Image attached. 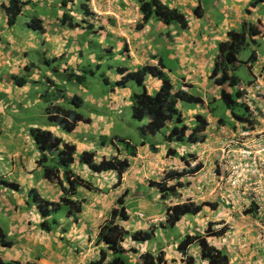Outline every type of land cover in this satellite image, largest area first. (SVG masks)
Returning <instances> with one entry per match:
<instances>
[{"label":"crops","instance_id":"crops-1","mask_svg":"<svg viewBox=\"0 0 264 264\" xmlns=\"http://www.w3.org/2000/svg\"><path fill=\"white\" fill-rule=\"evenodd\" d=\"M23 1L28 2V5L24 7L17 21L19 23L20 20H24L23 28L20 27L16 33L18 23L13 27L9 26L8 16L3 8L8 6L9 0H0V166L3 177L6 178L5 181L20 186V190L17 192L0 186L2 189L0 192V228L14 242V246L11 248H0V256L4 261L22 264H93L98 260L100 253V247H97L95 243L98 232L107 222L115 205H106L107 196L105 193L101 194L99 190L90 192L81 189L84 191L82 197L86 200L82 213L68 218L70 224L68 231L66 226H63L64 219H61L58 228L49 235L52 237H48V240L45 238L44 233L47 232L39 229L41 217L38 210L35 206L28 205L29 191L34 189L42 198L51 202H58L62 192L56 185L43 178L41 168L37 166L40 155L29 134V129L41 126L26 121L22 116L32 110L34 106L45 102L41 96L44 88L40 87V84L32 85L30 83L25 87H17L13 77L29 79L31 82L44 81L43 77L45 79L51 77L56 82H60L59 78L52 73L55 66H60L59 71L61 72L66 69H74L79 75L86 71H94L96 67L100 69L108 65L107 60L112 58L122 59L124 66L121 68H127L129 71H137L144 66H159L161 63L165 67L164 73L170 78L175 90L179 89L177 88L179 83L182 84L181 87L188 85L189 89L197 87L196 93L199 94L203 104L197 105L196 109L189 110L187 115L182 113L186 124L191 128L194 127L196 115H204L207 119L209 126L203 135L208 136L209 139H206L207 143L197 144L193 149L198 150V160L209 158L211 170H208L207 173H217L214 171L217 155L214 154L213 149L217 148L221 136L218 129H212V124L218 125L222 119L213 116V114L210 116L205 114L207 110L209 111L211 104H218L221 100L222 88L216 86L210 76L215 67L219 45L228 40L229 32L239 31L246 22L257 25L262 31L259 36L255 37L256 44L252 46L254 47L252 50L257 52V61L248 65L252 81L255 77L264 74V51L255 49L258 45V38L264 42V13H261L264 3L253 8L251 7L252 0H164L167 7L177 9L187 17L189 27L183 30L178 24L166 25L155 20L150 21L143 28L137 29L132 23V19L142 16L139 0H73L74 2L66 7L61 5L60 0ZM198 8L203 11L200 18L195 16V10ZM94 11H97L98 14H95ZM64 15L71 16L72 21L80 23V26L71 29L67 24H63L61 19ZM32 20L41 23L42 32L28 28V23ZM161 47L170 51L167 57L171 60H178L179 65L176 68L165 63V59L160 56L159 49ZM34 53L42 55L44 69H41L34 61ZM52 59H57L58 62L54 63L52 68H47L46 60ZM113 69L109 66L110 83L121 78L116 72L112 75ZM146 85L148 92L153 94L160 88L161 83L159 79L148 76ZM99 86L100 84L97 87ZM210 86H214V88L211 90ZM110 89H105L106 92L99 91L100 94L96 95L88 90L87 85L68 84L67 98L70 99L75 95L82 98L83 105L77 112L81 114V111H85L87 115H82L90 118L91 123L81 122L71 133H66L55 124L49 123L47 128L41 127L52 131L64 141L76 145L77 155L73 168L79 174L83 170L90 172L89 168L86 166L82 168L79 164V155L83 151H93L92 149L98 142L101 143L99 138L112 137L115 127L121 121L123 110L132 107L130 99L133 91L129 85L126 89L115 88L112 91ZM56 103L70 108L68 100L59 99ZM45 105L47 107V102ZM228 114L233 121V126L229 127L233 128V131H240L243 124L234 122L230 110ZM187 117L190 120H187ZM225 125L227 126V124ZM239 126L241 129H236ZM257 141L261 142L260 147H264V135ZM101 144L102 149L98 150L97 153L100 156L97 159H101L102 156L108 158L113 156L115 152L110 146L106 147V143L103 142ZM150 145L149 143L146 146L138 147L137 156L129 160L131 167L124 175L123 183L119 188L110 190L115 193L114 201L122 194L121 192L125 190L126 186H135L141 182V175L137 173H141L144 167L146 170L149 169V172H163L161 174L163 176L173 165L180 166L179 163L172 162V160L180 161L175 157H169L166 152L170 145L173 147L176 146V143L164 142L155 146L156 149H159L157 154L152 152ZM190 146L179 145L182 149H177L178 153L184 155L182 150H186ZM117 151L120 158H129L121 150ZM148 152L152 155L149 156V159L154 160L153 164L147 160ZM229 153L233 155L232 148ZM260 158L264 161L262 155ZM230 159L235 160L233 156H230ZM10 163L11 165H9ZM5 172L6 174H4ZM134 173L137 179H131L133 184L126 183L129 182L128 177ZM212 176H215L216 182L211 188L215 189L218 180L216 175ZM260 177L264 181V170L261 171ZM219 184L221 185V182ZM146 186L148 185L146 184ZM223 186V192L231 195L225 198L227 204L231 199L237 200L239 193H243L244 198L249 196L246 191L242 190L246 188L245 183L232 181L231 187L224 183ZM221 202L223 205H219L220 211L212 210L213 213L210 215L220 218L230 215V218H235L234 209L243 208L241 212H244L246 206L224 205V201ZM140 206L145 208V205ZM164 206L165 214L152 215L147 219L146 217L135 219L134 226L129 225L132 216L128 210L130 221L126 225V229L133 233L139 230L146 231L151 226L158 227L157 223L163 221L166 215L168 205ZM261 208L258 210V212L262 210L259 214L260 217L247 216L244 213L243 216L260 222L264 218V200ZM204 212L205 208L201 214L195 216L194 228L205 226L204 221L200 219ZM208 218L209 222L213 221L210 217ZM228 222L230 221L226 220V224H229ZM150 242L133 243L127 238L124 247L126 249L136 248L139 251V254L130 253L127 255L128 263L139 264V255L145 252L158 254L163 251L166 254L167 262L165 264H182L185 259L179 253L171 254V248H169L171 251L168 252L164 249L165 246L162 248L152 247ZM177 247L178 245L175 249ZM194 248L197 250V254H200L198 248ZM193 257L195 260L199 258L196 255Z\"/></svg>","mask_w":264,"mask_h":264},{"label":"trees","instance_id":"trees-1","mask_svg":"<svg viewBox=\"0 0 264 264\" xmlns=\"http://www.w3.org/2000/svg\"><path fill=\"white\" fill-rule=\"evenodd\" d=\"M61 5L66 7L68 4L73 3V0H60ZM264 0H252L251 7L256 8L263 4ZM28 2L23 0H9L8 6H4V11L8 16L9 26L13 27L17 24L24 7ZM140 13L143 16L142 24L138 28H143L150 21H159L163 24L170 25L172 23L178 24L183 30L188 29L189 21L187 17L178 11L166 6L164 0H139ZM91 15V14H90ZM89 15V16H90ZM203 11L198 8L195 10V16L201 17ZM63 24H67L71 29L80 26V23L72 21V17L64 15L61 19ZM88 24V23H86ZM89 26V25H87ZM28 28L33 31H43V26L37 20H32L28 24ZM261 29L250 23H245L239 31H231L228 33V40L219 45L218 55L215 61V67L210 76L214 84L221 89V100L228 106L233 120L235 123L245 124V127L250 121L248 115V107L243 104L244 113L237 114L234 112L236 104L234 96L240 98L241 93L238 87L241 85V79L235 74L240 61L238 55L246 47H251L256 44L255 37L261 34ZM257 61V52L252 50L251 56L245 63L247 66ZM58 62L57 59L46 60V67L52 68L53 64ZM252 66V65H251ZM60 66H55L52 73L55 74L60 82H56L51 77L44 81L25 80L24 78L13 77L14 84L17 87H25L28 83L40 84L42 88L41 96L45 99L48 106L46 115L51 124L60 127L66 133H71L76 130L79 123L90 124L91 119L84 117L78 113L77 110L83 105L82 98L73 96L68 99L66 95V88L68 84L75 83L83 86L87 85L88 77L81 76L76 73L74 69H66L59 71ZM109 68V67H108ZM251 68V67H250ZM95 69H99L96 67ZM165 67L160 63L159 66H144L137 71H129L127 68H119L116 72L121 76L120 80L116 82H109L110 76H101L103 85H108L110 91L115 88L126 89L130 83H135L140 89L139 93L133 92L131 95V111L132 118L138 121L147 120V123L140 127L141 132L146 136H157L167 127H173L170 132L164 136L167 143H186L196 144L203 142L206 136L203 135L207 130V119L202 115L196 116L194 128H189L186 124L183 113L178 109L180 102L188 104L202 105L200 97H194L180 89L175 90L170 78L164 73ZM96 72L91 71L93 79L100 80L96 77ZM151 76L159 79L161 86L156 93L150 94L146 85V78ZM65 82L64 84L62 82ZM227 88L236 89L237 93L232 94L227 91ZM109 90V89H107ZM109 91V92H110ZM59 99L68 100L70 108L65 105L56 103ZM224 124L223 120H220ZM29 134L34 141L39 152V159L37 160L38 168H41L42 175L45 180L51 184L56 185L62 192L58 202H51L42 198L39 193L32 189L29 191L28 205L35 206L41 217L39 229L51 233L58 228L60 222L55 217L58 212L66 206L69 208L66 217L70 218L81 214L85 201L78 200L76 195L79 189L93 191L95 188L87 180L83 179L79 173L73 168L76 160L77 148L73 143L66 142L59 138L49 130L40 127H32L29 129ZM106 141L107 137H103ZM115 140V139H114ZM112 140V142H114ZM126 144L127 154L130 157H135L137 154V147L133 146L131 142L119 139ZM105 143V141H103ZM153 152L159 150L150 143ZM145 143H142V146ZM167 155L169 157L180 158V160L189 166L188 157L181 156L175 149L170 148ZM79 164H84L96 174L106 172H116L118 175V183H122L123 175L129 170L130 163L128 159H121L119 155L111 156L110 158L104 157L100 163H96V154L92 151H84L79 155ZM202 168L201 163L197 164L192 169H184L182 171L168 170L164 178L159 181H150L149 187L156 189L159 193L161 201L167 202L170 200H180L184 188L188 187L190 181H185L188 175H194L200 172ZM184 180V181H183ZM0 185L12 191H19L20 186L13 182L5 181L0 177ZM128 197V190H125L121 196L117 198L114 203V208L109 214L107 222L100 228L96 246L100 247L99 258L93 264H130L126 261L128 254H139L136 248L126 249L124 243L128 237L135 243H146L153 240L157 228H166L167 226L176 227L183 218L188 215L197 216L203 212L205 207L212 210H219V205H223L221 201L218 203H194L187 201L184 203H177L166 207V219L164 223L158 227L151 226L150 229L143 231H135L130 233L126 229V225L130 221V214L126 208V198ZM224 205H228L224 201ZM258 205H250L244 210L245 215L257 217L259 216L257 207ZM209 222L207 229L203 234L186 235L185 239L178 245L177 250L183 253L185 259L182 264H195L196 260L190 256V248L197 247L200 252V259L207 261L209 264H229L230 257L225 249L215 247L210 240L212 238L224 237L227 233L228 227L224 221ZM221 226L216 229V226ZM14 242L9 239L6 233L0 228V248H11ZM187 255V256H186ZM166 254L160 251L158 254L151 252L141 253L139 255V264H165ZM0 264H22L20 262H7L0 256Z\"/></svg>","mask_w":264,"mask_h":264},{"label":"rangeland","instance_id":"rangeland-1","mask_svg":"<svg viewBox=\"0 0 264 264\" xmlns=\"http://www.w3.org/2000/svg\"><path fill=\"white\" fill-rule=\"evenodd\" d=\"M261 13H264V8H262ZM23 21L24 20H20L19 23L17 22L18 26L16 27L17 28L16 33H18V29L20 27L23 28ZM250 24H252V23H250ZM36 36L39 37L38 34H36ZM150 36H152V35H150ZM252 48H254V47H252V46L246 47L243 50H241V52L238 55V60L240 61V64L238 65L237 70L235 71V74H237V76L241 79V82L243 85H247L250 81H252V75L248 70V66L245 64L251 56ZM255 49L258 51H261V52L264 51V42L261 40V38H258V45L256 46ZM159 51H160V56L165 59V63L167 65H170L174 68H176V66L179 65L178 60H171V58L167 57V54L169 55L170 51L166 50L164 47H161L159 49ZM33 59L41 69H44V59L40 53H34ZM107 61L109 62L108 65H106V66H104L98 70L97 69L94 70V72L97 73L96 77L100 80V86L99 87H97L99 85V81L97 79L92 78L90 71H86L85 73L79 74L81 76L88 77L87 87L91 93L99 95L100 94L99 91L101 92L103 90L104 92H106L105 89H109L108 85H106V84L103 85V81L100 79L102 75L109 77V75H110L109 68H108L109 66L114 68L113 69L114 72L112 71V75L116 74L115 72H117L118 69L121 68V66H124L122 59L118 60L117 58H115V59L112 58L111 60H107ZM114 81L115 80H113V82ZM181 85L182 84L179 83L177 88L180 89ZM130 87H131V90L133 92H135V93L140 92V89L136 86L135 83H133V82L130 83ZM196 88L197 87H194V89H190L189 94L194 96V97H199V94L196 93L197 92ZM213 88H214V86H210L211 90ZM227 91H229L230 93L235 94V95L237 93L236 89L230 90L229 88H227ZM154 93H156V91ZM220 94H221V92H220ZM234 98L236 101V104L234 106V112L237 114L244 113L245 111H244L243 102H242L243 100L241 98L236 97V96H234ZM45 102L39 104L38 106H34V108L32 110L24 113L22 115L23 118L28 122H34L41 127L47 128L49 125V121H48V117H47L46 111H45V108H46ZM259 105L261 108L263 107V103L260 102ZM209 106H210V103H209ZM197 107H198L197 104H188L185 102H180L178 109L181 112H183L185 115H187L189 110L196 109ZM228 111H229L228 106L222 100H220L218 104H216V103L211 104L210 109H209L210 113L207 110L205 115L210 116V114H213V116H215L217 118H221L222 120H224L227 125L233 126V121L231 119V116H229ZM81 112H82L81 114L87 115L85 113V111H81ZM256 119H257V117H256ZM187 120H190V118L187 117ZM146 123H147V120L138 121V120H135L134 118H132L131 107L129 109H124L122 116H121V121L115 127V130L113 131L114 133L111 135L112 137H108L107 141L103 137L99 138V140L101 141V143L103 141H105L106 147L110 146V148L115 152L113 154V156H114V155L118 154L117 153L118 149L121 150V152H123V153H125L127 151L126 144L124 142L120 141L119 139H121V140L125 139L126 141L131 142L133 146H141L142 143H148V144L152 143L154 146H158L159 144L164 143V141H165L164 136H166L170 132V130L173 128L171 126L167 127L161 133H159L157 136H149V135L146 136L140 130V127L145 125ZM79 137H81V136H79ZM116 137L119 139H116L115 143H112V138H116ZM101 143L98 142L96 147L94 149H92L93 152H96L97 157L100 156V154L97 152L99 149H102ZM113 144H114V146H113ZM185 145H187V144L185 143ZM171 147H172V145H170V148ZM173 147H175V146H173ZM182 151H184V150H182ZM177 152H178V150H177ZM104 155L109 156V154H107V153H104ZM147 155L152 156L149 154V152ZM205 159H206L205 166L198 174H196V175L192 174V175L187 176L186 181H190V184L188 186L189 188H188L187 192H184L185 195L180 202H186V201L192 200L197 204H200V203H218L221 198L222 199L224 198L225 193L222 192L221 188L223 187V182L224 183L230 182V184H231L230 180L234 177V172L232 173L233 162H231V163L230 162L227 163L226 161L222 162V165H220L221 169H218V171L220 170V172H218V173H211L210 172V174H208L207 173L208 170L211 169L210 164H209L210 160L208 157ZM100 161H101V159H98L96 161V163H100ZM149 162L153 164L154 160L151 158V159H149ZM172 162L176 163L177 161L172 160ZM180 164L183 166V168L179 169L180 171H182L183 169H187L185 167L184 163H180ZM9 165H11V163ZM142 165H143V163H142ZM81 167L83 168V167H85V165L82 164ZM139 167H141V166H139ZM41 172H42V170H41ZM106 173L107 174H105V173L95 174L90 169V172H86L84 170L80 171L79 175H81L83 179L87 180L88 182H90L93 185V187L95 188V190H93L94 192L99 190V192L101 194L105 193V195L107 196L106 205H113L115 203L114 198L116 196H115V193L113 191L111 192L110 190L117 189L116 184L118 183V177L114 172H106ZM162 173L159 171L149 172V169L146 170L144 167V169L141 173H137L138 175H141V182L137 183L135 186L128 185L125 187V190H128V197L126 198V205L125 206H126V208H128L127 210L130 211V214L132 216L131 221L129 223L130 226H134L133 222L135 221V219H138V217L136 216L137 212H139V211L143 212L146 219H147V217H150L152 215L159 216L160 214H165V206L164 205H174V203L176 202L174 200L173 201L170 200V201H167L164 203L163 201H161V198H159L160 196L158 195V193L155 192V190L153 191V189H151L149 186H146V184L149 183L148 181H156V182L160 181V177H162V175H161ZM4 174H6V172ZM111 174H115V175L112 176ZM212 175H216V177H220L218 181H222L221 185L217 181V187L215 189L211 188L214 186V184L216 182L214 180L215 176H212ZM225 175H227V177ZM3 176L4 175L2 173V167L0 166V177L5 180L6 178H4ZM131 179H137L135 173L131 177H128L127 180L129 182H126V183L133 184ZM94 184H96V186H94ZM112 184H114V185L112 186ZM218 185H220V186H218ZM209 186H210V188H209ZM255 188H256V186L251 188L248 185L247 186V190L249 191L248 193L253 194V195H249L248 197L246 196L248 199L241 196V197L237 198V200L233 199L232 202L229 201V204L246 205L244 207L246 209L250 206L247 204L252 202L251 199L255 198V199H257L256 201H258L260 203L259 209H262L261 206L263 205L264 193L259 192L256 194L257 191L255 190ZM1 190L2 189H0V192H1ZM80 191H81V189L78 190L76 198L78 200L85 201V203H86V200L82 197L84 191H81V192ZM123 192H121V193H123ZM154 192H155V195H154ZM86 195L88 196V193H86ZM140 205H143V206L145 205V208H142ZM242 209L243 208H241L240 210H237V208L234 209L235 218L232 217L233 218L232 219V218H230V215L226 216L225 218H220L219 216H217V217L212 216V215H210L213 213L212 209L209 207H205V212L202 214V216L200 218L204 221V224H205L204 227L197 226L196 228H194L193 223L195 222L196 217L193 215H188L185 217L184 221L180 222V224L177 225L176 227L167 226L164 229H160L161 227L157 228L156 237H154L153 240H151V242H150L151 246L152 247L156 246L159 248H162L165 246L164 249H166L168 252H170L172 249V251L170 252L171 254L179 253V254L183 255V253H181L179 250L175 249V247L177 245H179L185 239L186 235L203 234L204 231L208 227V223H209V220H207V219H209L208 217L213 219V222L224 221L225 224H226V220H229L230 221V222H228L229 224H226L228 227V230H227V233L225 234V236L220 237V238H212L210 240V242L215 247H217L219 249H221V248L225 249V250L227 249V251L229 252V253L228 252L227 253L230 255L229 264H264V218H263V220H260V222H255V220H252L251 218L243 216V212H241ZM68 210H69V208L64 206L58 212L57 215L55 214V217L57 218V220L59 222L61 219H64L65 224L63 226H66L67 231H68V227L70 226V224L68 222V218H66V213L68 212ZM261 211L262 210L259 211V214L261 213ZM165 219L166 218H164L163 221H160L157 224L159 225V224L163 223ZM220 227L221 226L217 225L215 228L218 230V229H220ZM53 232H55V231H53ZM51 234L52 233H50V234L44 233V236L48 240L49 239L48 237H52V236H49ZM128 239H130V241L133 242L130 237H128ZM51 240H53V239H51ZM133 243H135V242H133ZM140 244H142V243H140ZM173 246H175V247H173ZM169 248H171V249H169ZM190 253H191V254H189L190 256H193V255H196L197 257L200 256V254H197V250L194 247H192V249L190 250ZM183 257H185V256H183ZM126 261L128 262V256L126 257ZM195 264H209V263L207 261H203L199 257V258H197Z\"/></svg>","mask_w":264,"mask_h":264},{"label":"clouds","instance_id":"clouds-1","mask_svg":"<svg viewBox=\"0 0 264 264\" xmlns=\"http://www.w3.org/2000/svg\"><path fill=\"white\" fill-rule=\"evenodd\" d=\"M95 12V11H94ZM96 14V13H95ZM142 15V14H141ZM31 22V21H30ZM29 22V23H30ZM142 22H143V16H142ZM142 22H141V24H142ZM28 23V24H29ZM138 25H140V23L138 24ZM138 25H137V29H138ZM261 75H264L263 73L261 74ZM257 77H255L254 78V80L251 82V83H248L247 85H244V86H241L242 85V83H241V85H240V87H238V90L240 91V93H241V97L240 98H242V102H243V104H246L245 102H244V98H245V94L247 93V89L250 87V85H252L253 83H254V81H255V79H256ZM190 87H188V85H183L181 88H180V90L181 91H183V92H186V93H188L189 94V91H190V89H189ZM253 102V104L258 108V112H259V115H260V117L262 118V117H264V113H263V111H262V108L260 107V102L259 101H256V100H253L252 101ZM262 103V102H261ZM49 105H47V107H48ZM201 106V105H200ZM246 106L248 107V105L246 104ZM47 107H46V109H47ZM46 109H45V111H46ZM209 112V111H208ZM200 114H198V116H199ZM248 115H249V117H250V121H251V123L249 122L248 123V125L245 127V124L243 123V128L241 129L240 128V126L239 127H236V129H241L240 131H237V130H234L233 131V128H231V127H229V125H225L226 123H225V121H224V125L223 124H221L220 123V121H219V123H218V125L217 124H212V129H218V131H219V133H221V131H220V129L222 128V127H224V128H226L227 130H228V132L229 133H231V134H234V135H236V136H239L240 134H242L243 132H250V131H252V130H254V126L255 125H257V123L258 122H256L255 121V119H254V117L251 115V113L249 112V107H248ZM184 116V115H183ZM197 116V115H196ZM202 116H204V115H202ZM185 118V117H184ZM185 121H186V119H185ZM195 121H196V117H195ZM50 123V122H49ZM207 123H208V121H207ZM51 124V123H50ZM51 125H53V124H51ZM57 126V125H56ZM208 126H209V123H208ZM208 126H207V128H208ZM41 128V127H40ZM189 128H191L190 126H189ZM192 128H194V127H192ZM191 128V129H192ZM42 129H44V128H42ZM47 130V129H46ZM62 130V129H61ZM50 131V130H49ZM207 131V130H206ZM205 131V132H206ZM52 132V131H51ZM204 132V133H205ZM53 133V132H52ZM206 136V135H205ZM214 136V135H213ZM60 138V137H59ZM115 139V140H114ZM112 138V140H114V142H112V143H115V141H116V139H119V138ZM206 139L208 140L209 139V137L208 136H206ZM205 139V140H206ZM203 141V142H200V143H196V144H187L188 146L189 145H191L190 146V148H186V150H184V151H182L183 152V154L184 155H181V156H185L186 157V155H187V157H188V161H189V166H187L185 163V167L187 168V169H192L193 167H195L197 164H199V163H201V165H202V168H201V170L204 168V166H205V161H206V159L205 160H198V158H199V156H198V150H196V149H193V147L195 146V145H197V144H201L202 145V143L203 144H205V143H207V140L206 141ZM165 142V141H164ZM257 142V141H256ZM165 143H167V142H165ZM259 143H260V141H259ZM146 144H148V143H145V145H143V146H146ZM169 144H171V143H169ZM75 145V144H74ZM179 145H181V146H187V145H185V143H176V146L175 147H171L172 149H175L176 151H177V148L178 149H181V147H179ZM76 146V145H75ZM142 146V144H141V146H136L137 147V150H138V147H143ZM170 147V146H169ZM77 148V147H76ZM221 148H222V140L219 142V144H218V146H217V148L216 149H213L214 151H215V155H217V161H216V163H215V166H214V171L216 172L217 171V173L218 172H220V170L218 171V169H221V167H220V165H222V162H224V161H221L220 160V158H219V150L221 151ZM261 148V147H260ZM170 148H168L167 149V153H168V150H169ZM241 149V147H239L238 149H236L237 151H239ZM159 150V149H158ZM120 151V150H119ZM235 151V150H234ZM256 151H258V149L256 148V147H253V149L250 151V153L253 155V158L255 159V160H252V158H249V155L248 156H243V155H240L239 153L238 154H233V155H230V153H228V158H227V163L228 162H233V166H232V168H233V170H232V173L234 172V177L230 180L231 181V183H232V181H234V182H237V183H245V185H246V188H243L242 190H244V191H246L247 192V195H253V194H249L248 192V190H247V186L249 185L251 188H253L254 186H256V188H255V190L257 191L256 192V194L257 193H264V181L262 180V178L260 177V173H261V171H263L264 170V161L260 158V155H257L256 154ZM84 152V151H83ZM93 152V151H92ZM153 152V151H152ZM159 152V151H158ZM158 152H153L154 154H157ZM178 153V152H177ZM95 154H96V152H95ZM124 154H126L127 156H128V154L125 152ZM180 155V154H179ZM136 156H137V154H136ZM135 156V157H136ZM230 156H233L234 158H235V160H231L230 159ZM262 156L264 157V154H262ZM104 157H106V158H108L107 156H102L101 157V160L104 158ZM129 158H124V159H128V160H131L132 158H134V157H130V156H128ZM248 157V158H247ZM110 158V157H109ZM172 158H174V157H172ZM96 159H97V154H96ZM121 159H123V158H121ZM98 160V159H97ZM96 160V161H97ZM147 160H149V155H147ZM177 160H179L180 162H178L179 163V165L180 166H178V167H176V165H173L172 166V168H170L169 170H177V171H180L179 169H181V168H183V166L180 164V163H183L181 160H180V158H177ZM129 163H130V161H129ZM87 167V166H86ZM130 167H131V164H130ZM236 167V168H235ZM235 168V169H234ZM130 169V168H129ZM184 170V169H183ZM200 170V171H201ZM209 170H211V169H209ZM129 171V170H128ZM127 171V172H128ZM93 172V171H92ZM126 172V173H127ZM125 173V174H126ZM96 174V173H95ZM102 174V173H101ZM105 174H107V173H105ZM109 174V173H108ZM115 174H116V172H115ZM124 174V175H125ZM198 174V173H197ZM221 174V173H220ZM117 175V174H116ZM124 175H123V178H124ZM164 175H165V173H164ZM163 175V176H164ZM196 175V174H195ZM160 177V181L164 178V177ZM226 177H227V175H225ZM117 177H118V175H117ZM123 178H122V181H121V183L123 182ZM219 178L220 177H217V180H219ZM184 181V180H183ZM185 181H186V179H185ZM149 183H150V181H148ZM157 182H159V181H157ZM219 182H221L222 183V181H219ZM149 183L147 184L148 186H149ZM224 183V182H223ZM224 184H227L228 186H230L231 187V184H230V182H226V183H224ZM121 186V185H120ZM120 186H118V187H116V188H119ZM188 188L189 187H186V188H184L183 190H181V192H182V198L184 197V192H187L188 191ZM232 189V188H231ZM155 191H156V193H158L157 192V190L156 189H154ZM221 190H222V192H223V190H224V186L221 188ZM125 191V190H124ZM230 192H232V190H230ZM211 193V192H210ZM122 195V194H121ZM120 195V196H121ZM158 195H159V193H158ZM229 196H231L230 194H227V193H225L224 194V198L222 199H220V201H225V198L226 197H229ZM241 196H243V193H239V197H241ZM182 198L180 199V200H174V201H176L174 204H177V203H184V202H180L181 200H182ZM248 199V198H247ZM232 200L233 199H231V202H232ZM252 200V202H250V203H248L247 205H254V204H256V205H258L257 207L259 208V205H260V203L258 202V201H256L257 199H255V198H253V199H251ZM173 201V200H172ZM189 201H191V202H194V201H192V200H189ZM187 202V201H186ZM165 203V202H164ZM195 203V202H194ZM228 205H232V204H229V202H228ZM168 206H170V205H168ZM232 207V206H231ZM259 213V212H258ZM139 214H142L143 215V218H140L138 215ZM136 216L139 218V219H144L145 218V216H144V214L143 213H136ZM165 218H166V215H165ZM165 221V220H164ZM164 223V222H163ZM160 225V224H159ZM229 257H230V255H229ZM230 262V261H229Z\"/></svg>","mask_w":264,"mask_h":264},{"label":"built area","instance_id":"built-area-1","mask_svg":"<svg viewBox=\"0 0 264 264\" xmlns=\"http://www.w3.org/2000/svg\"><path fill=\"white\" fill-rule=\"evenodd\" d=\"M95 13L98 14L97 11H95ZM116 18L118 19V17ZM141 20L142 16L141 18L136 16L132 19V23L137 27ZM253 100L263 103L262 111L264 113V75H260L255 79L254 83L247 89V93L244 98V102L249 107V112L254 117L255 121L258 122L257 125L254 126V130L250 132H243L239 136L229 133L226 128L222 127L220 129L222 148L221 151L219 150V158L221 161H227L229 156L228 153L231 148L233 154L239 153L243 156L249 155V158H252V160H255L253 155L250 153L253 147L258 149V151H256L257 155L264 154V147L260 148L261 142L259 143V141H257L262 135H264V117H260L258 108L252 102ZM239 147H241V149L237 151L236 149ZM138 216L143 218L142 214H139Z\"/></svg>","mask_w":264,"mask_h":264}]
</instances>
